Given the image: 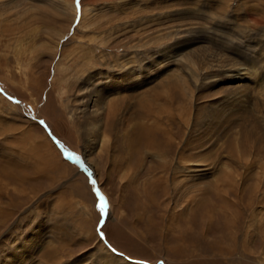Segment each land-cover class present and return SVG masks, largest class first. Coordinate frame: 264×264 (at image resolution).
<instances>
[{
	"label": "rangeland",
	"instance_id": "1",
	"mask_svg": "<svg viewBox=\"0 0 264 264\" xmlns=\"http://www.w3.org/2000/svg\"><path fill=\"white\" fill-rule=\"evenodd\" d=\"M3 260L264 264V0H0Z\"/></svg>",
	"mask_w": 264,
	"mask_h": 264
},
{
	"label": "snow or ice",
	"instance_id": "2",
	"mask_svg": "<svg viewBox=\"0 0 264 264\" xmlns=\"http://www.w3.org/2000/svg\"><path fill=\"white\" fill-rule=\"evenodd\" d=\"M77 2L79 3V0H77ZM43 123V121L41 122ZM65 155L67 157L68 160H72L74 161L75 163L77 164H80V166L83 168L84 167V164L83 162L81 161L80 157L79 156H75L73 155L72 153L70 152H65ZM85 171H88L87 168L84 169ZM97 183V181L95 179L91 180V184L93 186H95ZM95 195L98 197L99 199V204H98V210L99 212L101 213V224H103V218L105 216L108 215V202H107V199L106 197L101 193V191L99 189H95ZM100 236H101V239L104 240L105 237H104V234L103 232H100L99 233ZM113 252H115L116 250L115 249H111Z\"/></svg>",
	"mask_w": 264,
	"mask_h": 264
},
{
	"label": "bare ground",
	"instance_id": "3",
	"mask_svg": "<svg viewBox=\"0 0 264 264\" xmlns=\"http://www.w3.org/2000/svg\"><path fill=\"white\" fill-rule=\"evenodd\" d=\"M96 114H98V113H96ZM104 120H105V118L104 117H99V116H97L96 118H95V120H94V122H96V123H99V122H104ZM90 140V139H89ZM86 164V167L88 168V170L90 171L91 169H92V167H91V165H90V163H85ZM46 254H48V255H53V253L52 252H47ZM44 255V254H43ZM10 257H13L14 256V254H12V255H9ZM16 256H18L17 254H16ZM49 257H51V256H49ZM16 258V257H15ZM45 258V257H44ZM49 260V259H48ZM3 264H12V263H10V262H6V260H3Z\"/></svg>",
	"mask_w": 264,
	"mask_h": 264
},
{
	"label": "water",
	"instance_id": "4",
	"mask_svg": "<svg viewBox=\"0 0 264 264\" xmlns=\"http://www.w3.org/2000/svg\"><path fill=\"white\" fill-rule=\"evenodd\" d=\"M61 150H62V152H63V154L65 155V149H63L62 147H61ZM66 156V155H65ZM72 161V160H71ZM72 162H74V161H72ZM75 163V162H74ZM75 164H77V163H75ZM77 165H80V164H77Z\"/></svg>",
	"mask_w": 264,
	"mask_h": 264
}]
</instances>
